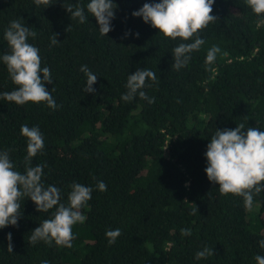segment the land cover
<instances>
[{"label": "trees", "instance_id": "obj_1", "mask_svg": "<svg viewBox=\"0 0 264 264\" xmlns=\"http://www.w3.org/2000/svg\"><path fill=\"white\" fill-rule=\"evenodd\" d=\"M89 2L52 0L45 8L35 0H0V56L10 52L4 33L11 21L35 30L28 42L39 49L41 67L50 69L53 83L45 88L58 105L0 98V152L7 150L24 174L28 141L21 126L38 127L44 148L31 166L43 165L45 188L60 189L65 205L74 183L92 188L71 248L30 243L32 231L56 208L38 212L22 198L17 226L0 229V264H257L255 257L264 256V191L253 193L251 210L242 197L221 195L207 178L205 153L216 130L243 123L245 132H264V15L246 0H214L211 14L218 21L199 33L205 43L177 71L173 50L192 41L167 38L132 16L160 0H114L107 36L87 11ZM77 4L88 17L84 23L65 8ZM54 34L59 43L53 46ZM213 46L220 52L207 65ZM84 65L97 76L94 93L84 91ZM137 68L156 74L158 83L146 81L151 87L143 89L154 98L151 104L138 94L130 102L121 99ZM16 87L0 61V93ZM100 181L107 191L98 190ZM117 228L121 235L109 245L106 232ZM205 247L215 254L196 259Z\"/></svg>", "mask_w": 264, "mask_h": 264}, {"label": "clouds", "instance_id": "obj_2", "mask_svg": "<svg viewBox=\"0 0 264 264\" xmlns=\"http://www.w3.org/2000/svg\"><path fill=\"white\" fill-rule=\"evenodd\" d=\"M35 3L38 6L44 5L45 8L53 4L52 0H35ZM246 3L257 16L264 15V0H246ZM213 4L214 0H160L158 3H145L139 10L134 11L132 16L142 17L144 23H150L167 38L192 41L180 43L173 50V67L179 71L189 63L190 54L198 51L205 43L199 33L209 24L218 21V18L211 14ZM117 7L114 0H90L87 4V11L95 17L102 36H107L113 30L111 21L115 19ZM65 8L73 20L78 18L80 23H84L88 19L84 8L79 4ZM130 34L131 30L125 33L124 38ZM36 35L35 30L20 20L11 21L6 29L4 39L10 52L0 56V61L6 65L9 76L17 87L11 92L0 93V98L17 105L46 102L48 107L56 109L58 105L51 92L45 88V83H53L50 69L41 67L39 49L28 42L30 37L35 38ZM134 35L139 38V33ZM50 39L53 46L59 43L57 34ZM219 52L220 48L213 46L207 52L206 64H213ZM80 71L87 77L84 91L94 93L92 86L96 83L97 76L86 65L81 66ZM149 80L158 83L155 72L137 68L134 74L128 76L125 85L127 92L121 99L130 102L138 94L140 99L149 104L153 103L154 98H150L143 91L145 87H151V84H146ZM244 129L245 125L241 123L235 129L216 130L207 144L205 172L210 182L219 185L221 195L240 196L245 208L251 210L253 193L260 194L264 191V132L258 131L256 127H247L246 132ZM20 131L28 141L25 173L21 174L15 170L7 150L0 152V229L9 225L17 226L22 215L20 200L24 197L30 198L38 212L56 208L53 218L44 220L32 231L30 243L35 245L38 241H43L51 245L54 241L57 246L71 248L75 239L73 226L85 221L86 217L81 209L91 199L92 188L74 183L68 195V204L61 203L60 189L55 186L45 188L42 183L43 165L31 166L32 158L43 151L42 133L38 127L29 128L26 124L21 126ZM97 188L101 192L107 191L103 181L97 184ZM181 234L191 235V230L181 229ZM120 235L121 230L118 228L108 230V244H114ZM7 240V250L12 252L11 233L7 234ZM259 243L260 247L264 248V240ZM214 254L213 249L205 247L196 253V259ZM255 260L257 264H264V256L257 255ZM42 264L48 262L43 261Z\"/></svg>", "mask_w": 264, "mask_h": 264}]
</instances>
